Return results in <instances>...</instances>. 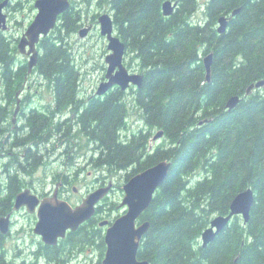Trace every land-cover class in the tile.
Wrapping results in <instances>:
<instances>
[{
    "label": "trees",
    "instance_id": "16d2710c",
    "mask_svg": "<svg viewBox=\"0 0 264 264\" xmlns=\"http://www.w3.org/2000/svg\"><path fill=\"white\" fill-rule=\"evenodd\" d=\"M163 1L111 0L118 35L132 55L127 65L137 62L136 72L145 76L138 88L140 112L151 129L165 131L162 145L147 152L152 132L136 135L127 146L119 142L117 132L126 125L119 87L103 99L90 100L78 114L77 127L99 140L105 146L107 162L117 163L119 168L139 161L140 169L133 170L138 173L164 159L173 162L142 217L151 227L139 249V259L150 264H264V89L246 96L251 83L264 79V0H177L178 7L170 16L163 14ZM199 8L205 15L202 21L195 20ZM238 8L227 31L220 33L219 18ZM67 13L61 16L63 20ZM74 28L69 26L67 31ZM61 34L58 27L42 38L37 70L56 91L60 103L74 104L81 72ZM17 52L16 43L5 42L0 36V57H6L7 66L15 63ZM210 52L214 58L211 80L207 81L204 57ZM26 70L23 64L18 79ZM17 81L4 69V86H16ZM233 95L242 100L227 110V100ZM204 119L208 121L200 125ZM39 121L41 142L47 141L55 128L63 129L67 137L73 135L72 124L59 128L42 114ZM133 171L127 179L136 174ZM248 187L255 198L249 221L235 215L203 246L201 235L211 219L229 213L234 197ZM8 209L0 198V216ZM96 226L84 224L53 250L41 243L37 257L55 260L54 254L61 251L60 256L69 258L74 249L95 240L103 256L102 228L91 231ZM3 237L0 234V264H4Z\"/></svg>",
    "mask_w": 264,
    "mask_h": 264
},
{
    "label": "flooded vegetation",
    "instance_id": "af4514ba",
    "mask_svg": "<svg viewBox=\"0 0 264 264\" xmlns=\"http://www.w3.org/2000/svg\"><path fill=\"white\" fill-rule=\"evenodd\" d=\"M2 1L3 0H0V3ZM105 1L106 0H70L71 4L68 10V12L74 10H86L90 12L93 8H96L101 11L96 14L97 17L94 15L96 18L94 17L93 20L89 21L86 19V21L78 23V27L75 29L78 31L77 33L79 35L81 30L87 29L85 36L80 35L85 38L90 36L93 37L92 33L94 32V35H98V37L103 39L106 43V48L103 53V75L100 83L107 79V56L111 52L107 36H103L101 33V16L103 14L109 13L113 17L114 34L119 36L115 19L116 11L113 7V3L111 0H107L109 3H102ZM229 15L232 16V13ZM0 36L5 38V42L8 41V39L12 40L11 37L6 35L4 30H0ZM17 40L18 38L14 39L13 43H17ZM97 54L94 53L89 57V60H93ZM5 59V56L0 57V73L5 66ZM127 62L125 54L124 63L126 66ZM22 64L23 62H19L18 59H15V63H12L6 68L11 76V80H18L17 82L19 83L16 86L12 85L9 87L7 85L6 87L3 85L2 79L0 78V189L2 190L0 198L4 204L11 208L6 214H11L12 221L11 229L5 235V239L7 236L12 235L20 215L24 213L37 216L36 212H29L26 205L18 210L14 208L16 198L20 192L30 190V192L37 195L39 199L54 198L55 201H66L75 207L81 204L89 193L98 188L107 186L110 181L113 182V185L109 193L114 191L117 186L114 177L117 174L116 172L122 170V168H118L117 164L110 165L107 163L105 146L94 136L87 132L82 133L80 136L78 135L79 132L83 131H81V127H77L76 122L78 114L90 100L98 98L103 99L107 94L117 92L115 88L119 86L109 89L103 95L98 94V88L91 94H82L81 90L78 89L75 91L74 104H67L64 100L60 103L55 90L46 91L33 88L34 83L30 81V77L37 72V67L29 72V67L26 65L27 73L24 76V80L18 79L22 74ZM119 88L123 94L121 101L124 102L126 106V115L124 116L126 125L117 132L119 142L127 146L133 142L136 135L148 136L152 132V136L147 141L146 149L147 152H154L162 143L159 144L160 140L153 142L152 137L158 130L162 129H151L149 123H147L145 117H143V113L140 112V103L138 102L139 89L135 85H131L126 90L121 89V87ZM132 101L134 102L133 105H131ZM134 113L136 114V118L138 117L137 120H135V123L129 122ZM41 114L52 118L55 126L57 125L59 128H62L65 124H72L70 129L73 135L67 137L63 129L62 131H58V128H55L52 132V136H50L47 141L41 142L39 128V118ZM134 124L137 125V129L134 127L135 130H131L130 125ZM124 131H130V134H126V132L123 133ZM142 143L143 142L138 143L139 151L140 149L142 150ZM89 154L90 156L87 157ZM80 157H86L88 165L95 167L97 171L101 172L100 175L96 174V182L94 184L89 186L85 185L83 187L86 192L80 190L78 186L82 181L81 178L86 169L85 165H79V162L76 161V159ZM64 158H66V160H64ZM60 161H63L62 164H59L60 166L57 168H53L54 164H58ZM138 163L139 162L134 164L136 165L133 168L134 170L138 166ZM61 166H65V168H60ZM41 171L44 172L46 176L52 175L53 187L46 184V180L41 182ZM80 193L81 197L78 198V200L73 201L71 199L73 194ZM108 196L97 203L95 215L84 223L88 224L90 227L96 223L97 226L92 228L91 231L101 228L99 226L100 222L104 221V219L101 220V218L104 217L102 207L104 206V200L107 199ZM140 221H143L142 218ZM78 230L74 232L68 231L67 236H70L71 233H77ZM62 240L63 239H60L58 245H60ZM54 246L57 245H47V247H51V250L54 249ZM37 251H34L33 254H36ZM7 253L8 248L5 252L3 251L2 258L8 263L5 258ZM58 254L59 251L54 254V257ZM9 262L10 264H28L26 261L18 262L9 260Z\"/></svg>",
    "mask_w": 264,
    "mask_h": 264
},
{
    "label": "water",
    "instance_id": "95a60500",
    "mask_svg": "<svg viewBox=\"0 0 264 264\" xmlns=\"http://www.w3.org/2000/svg\"><path fill=\"white\" fill-rule=\"evenodd\" d=\"M8 4L9 0H3L0 3V30L9 28L8 14L5 11ZM70 4V0L35 1L34 5L38 12L18 43L19 51L29 56V72L37 66L39 61L38 44L57 26L59 17L69 10ZM177 7V0L162 2V11L165 16L172 15ZM239 11L240 8L235 9L232 16ZM230 18V15H223L219 18L218 31L220 33L227 31ZM86 33L87 29H83L80 35L85 36ZM101 33L107 36L111 52L107 56V79L100 83L98 94L103 95L115 86H119L123 90L128 89L131 85L141 88L145 76L143 73L131 72L124 63L126 44L114 34V19L109 13L101 16ZM213 58V52L204 57L207 81L211 80ZM262 87H264V79L251 83L247 87L246 96ZM241 100L240 95L231 96L227 100L226 109L233 110ZM207 121L208 119L200 121V125ZM164 136L165 131L163 129L158 130L153 135L152 140L156 142ZM172 166V160H161L157 164L134 174L123 185L124 197L120 206L126 209L125 212L113 221L104 220L100 222V226L106 227L104 232L106 249L102 260L103 264H150L148 260L138 258L143 239L151 227L149 220H140L148 210L156 192L167 179ZM112 185L113 182L110 181L107 186L89 193L83 202L75 207L66 201H55L54 198L39 199L30 190H25L18 194L14 208L18 210L26 205L29 212H36L38 221L34 227V232L42 238L46 245H58L60 239L67 237L68 231H77L81 225L95 215L97 203L109 194ZM254 200V191L251 187L239 192L231 202L229 213L216 215L211 219L210 225L201 235L202 245L207 246L213 241L217 234L230 224L235 215L242 216L244 222L247 223L250 219ZM10 229L11 214L1 216L0 232L7 234Z\"/></svg>",
    "mask_w": 264,
    "mask_h": 264
},
{
    "label": "rangeland",
    "instance_id": "374dc122",
    "mask_svg": "<svg viewBox=\"0 0 264 264\" xmlns=\"http://www.w3.org/2000/svg\"><path fill=\"white\" fill-rule=\"evenodd\" d=\"M35 1L36 0H10L8 6L5 8V11L8 14L9 28L4 31L6 32V35H8V37L12 38V40L9 39L10 42L12 43L14 39L18 38L17 43L15 42L17 44V49H18L16 59H18L19 62H23V64H26V65H28L29 56L19 51L18 43H19L20 37L26 31L29 24L33 21V19L35 18L38 12L37 8L34 5ZM203 1L204 0H202V2ZM102 3H109V2H107L106 0L105 2H102ZM98 12H101V11L97 10L96 8H93L92 11L90 12L86 10H81V11L74 10L72 12H68L67 13L68 17L67 18L65 17V20L61 18L62 15L59 17V22L57 26L53 29L56 32L58 30V27H60V30L62 32L61 35L65 37V41L68 42L70 45L71 51L75 57V62L78 65L80 72H81L79 89L81 90L82 94L94 93L100 85L99 83L103 75V69H102V66L104 65L103 53L106 48V43L104 42L103 39H100L98 35L96 34L94 35V32L92 33L93 37L90 36L88 38H85V37H81L77 33L78 31L75 29L78 27V23H80L81 21H86V19H88L89 21L93 20L95 16L97 17L96 14H98ZM204 18H205V15H204L203 9L199 8V10L197 11L195 15V20L202 21ZM69 26L75 27V28L72 31L68 32L67 29ZM97 51H98V54H97ZM94 53H96L97 55L94 57L93 60L90 61L89 57L92 56ZM131 58H132V55L131 54L128 55V53H126V60L130 61ZM23 64H22V67H23ZM127 66L129 67L131 72L138 71L137 62H134L133 66H129V65ZM6 68H7V64L5 63V66L0 73L1 79H2L3 71ZM36 71L37 72L30 77V81L34 83L33 88L40 89V90H46V91L52 90L51 88L48 87L47 80L40 74L38 70ZM26 73H27V70L25 74ZM25 74L23 75V78H22L23 80H24ZM262 88L264 89V87ZM133 104L134 102L132 101L131 105ZM137 118H136V114L134 113L132 117L130 118L129 122L135 123V120H137ZM134 127L135 129H137L136 124L130 125L131 130H135ZM125 132L126 131H124L123 133ZM82 133L83 132H79L78 135L80 136L82 135ZM126 134H130V131H127ZM164 140H165V137L160 139L159 144L163 143ZM168 146L169 145H166V148ZM89 156L90 154L87 155V157ZM64 160H66V158H64ZM76 161L79 162V165L86 166V169L81 178L82 181L78 185L80 190H82L83 192H86V190H84L83 187L85 185L89 186V185L94 184L96 182V174L100 175L101 172L97 171L95 167L88 165L86 161V157H80L76 159ZM62 162L63 161H60L58 164L55 163L53 168L59 167L62 164ZM137 162L135 161L134 163H130L128 164L127 167H121L123 169L116 172L117 174L114 177V180L117 183V186L114 191L108 194L109 196L107 195L108 198L104 200V206L102 207V210H103L102 212H103L104 217L101 218V220L107 219L109 221H113L115 218H117L119 215L125 212L124 207L120 206L123 200V197H124L123 185L128 180L127 174L134 170L133 168L136 166L134 164H137ZM107 163L117 164V163H109V161ZM119 167L120 166L118 165V168ZM60 168H65V166H61ZM137 168L140 169V167H137ZM133 172L136 173L135 171ZM40 180L41 182L46 180V184H48L51 187H53L54 185L52 181V175L46 176L44 172L42 171L40 173ZM80 197H81V193L73 194L71 199L73 201H76ZM10 209L11 208H9L8 210ZM8 210L1 216H6L7 215L6 213L8 212ZM37 219L38 217L34 214H24L23 213L22 215L18 217V220H17V223L15 224L12 235L7 236V238L4 239L3 241V251L5 252V250L8 248V253L5 257L8 263L3 258H1V260L4 261V264H10L9 260L10 261L14 260L18 262L26 261L28 264H52V263H55V264H85V263L103 264L102 260L104 258V255L101 256L100 247L97 246L98 242L96 240L90 244H86L84 247L77 246L76 248L78 247L80 248L74 249L72 251L73 253L71 257L69 258H64L60 256L61 251H59V254L54 257L55 260H50L46 256L43 257L41 255L37 257L38 254L37 253L33 254V252L40 250L41 243H43L44 246H47L42 241V238L34 232V227L36 225ZM100 227L102 228V233L104 234L106 228L103 226H100ZM0 234L4 236L3 238H5L6 234H2L1 232ZM67 238L68 236L64 239H67Z\"/></svg>",
    "mask_w": 264,
    "mask_h": 264
}]
</instances>
